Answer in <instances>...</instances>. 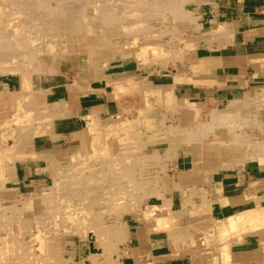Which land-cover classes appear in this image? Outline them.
<instances>
[{
    "label": "rangeland",
    "instance_id": "374dc122",
    "mask_svg": "<svg viewBox=\"0 0 264 264\" xmlns=\"http://www.w3.org/2000/svg\"><path fill=\"white\" fill-rule=\"evenodd\" d=\"M200 1L0 0V73L20 74L25 89L32 77L119 72L111 85L118 110L90 116L79 153L50 164L40 184L0 182V264H82L76 255L82 241L97 243L96 262H114L123 221L157 225L167 216L164 164L180 147L192 149L200 170L206 162L248 160L264 168V93L254 104L192 106V118L179 117L183 105L171 81L181 71L192 75ZM206 66L213 64L193 63L198 71ZM17 101L11 122L25 133L36 122L38 132L43 99ZM5 131L1 158L11 150L7 140L18 138Z\"/></svg>",
    "mask_w": 264,
    "mask_h": 264
},
{
    "label": "crops",
    "instance_id": "0c3cea01",
    "mask_svg": "<svg viewBox=\"0 0 264 264\" xmlns=\"http://www.w3.org/2000/svg\"><path fill=\"white\" fill-rule=\"evenodd\" d=\"M199 6L204 10L195 16L202 19V28L191 49L192 75L181 71L171 81L183 105L180 119L192 118V106L202 111L214 104L246 106L264 93V0H201ZM200 61L213 67L194 69L193 63ZM118 73L80 69L67 76L32 77L29 90L20 74L0 73V134L7 130L5 134L18 137L7 140L11 150L0 157V182L40 184L50 163L79 153L90 116L108 117L118 110L111 88ZM36 95L43 99L46 114L38 132L33 122L23 127H30L25 133L11 117L18 98ZM250 96L254 98L246 103ZM29 102L24 101L25 111L31 108ZM6 120L8 126H3ZM204 166L208 169L195 166L192 149L178 148L165 160L161 182L168 217L159 216L157 225L137 218L123 221L125 232L114 262H96L97 243L82 241L76 247L81 263L264 264L263 222L232 230L224 225L228 217L244 211L263 214L264 168L254 160Z\"/></svg>",
    "mask_w": 264,
    "mask_h": 264
},
{
    "label": "bare ground",
    "instance_id": "6f19581e",
    "mask_svg": "<svg viewBox=\"0 0 264 264\" xmlns=\"http://www.w3.org/2000/svg\"><path fill=\"white\" fill-rule=\"evenodd\" d=\"M209 42V41H208ZM1 47V46H0ZM3 48V47H2ZM102 63V62H101ZM252 63V62H251ZM200 64V63H199ZM199 64H197L196 66H198ZM201 65V64H200ZM202 66V65H201ZM200 66V67H201ZM2 67V66H0ZM199 67V66H198ZM201 69V68H200ZM50 72V71H49ZM210 78V77H209ZM21 111V110H20ZM22 112V111H21ZM32 120V119H31ZM241 132V131H240ZM97 142V141H96ZM114 148V147H113ZM101 155V154H100ZM198 156V155H197ZM51 164V163H50ZM130 164V163H129ZM101 166V165H100ZM189 169V168H188ZM57 171V170H56ZM88 172V171H87ZM57 186V185H56ZM61 188V187H60ZM47 189V188H46ZM41 192V191H40ZM168 208V207H166ZM165 210V209H163ZM162 210V211H163ZM263 211V214L260 212H256V211H244L236 216H233V217H228L226 219V223L224 224L226 228L228 229H235L237 227H241V226H244V225H250V226H254V224L256 222H259L260 220L261 221H264V209L262 210ZM261 211V212H262ZM87 217V216H86ZM161 217V216H160ZM168 217V216H167ZM162 218V217H161ZM157 219V218H156ZM164 219V218H163ZM156 221V220H154ZM87 223V222H86ZM156 223V222H155ZM264 223V222H263ZM75 224V223H74ZM171 224V223H170ZM155 227V226H154ZM171 227V226H170ZM61 228V227H60ZM169 228V227H168ZM243 229V227H242ZM241 229V230H242ZM95 257V256H94ZM97 257V256H96ZM11 264V263H10Z\"/></svg>",
    "mask_w": 264,
    "mask_h": 264
}]
</instances>
